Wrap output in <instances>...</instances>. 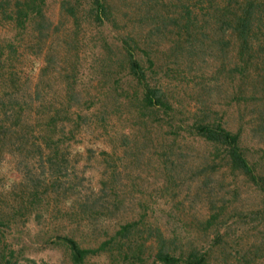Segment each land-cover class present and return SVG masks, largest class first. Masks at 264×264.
Here are the masks:
<instances>
[{
	"label": "rangeland",
	"instance_id": "374dc122",
	"mask_svg": "<svg viewBox=\"0 0 264 264\" xmlns=\"http://www.w3.org/2000/svg\"><path fill=\"white\" fill-rule=\"evenodd\" d=\"M62 1L45 0L50 26L40 38L36 31L15 37L16 30H0L15 47L7 63L16 73L18 93L28 105L43 106L39 115L23 111L18 125L35 128L58 108L57 118L73 129L61 170L68 183L55 193L41 191L47 182L30 171L25 150L12 148L18 138L0 140L3 259L71 264L56 236L95 248L117 223L140 220L144 229L133 243L141 246L139 259L99 251L88 255V264H160L154 259L158 232L175 250L192 244L206 252V264H264V193L219 160L217 150L191 127L195 120L216 118L239 132L243 152L264 179V41L238 56L233 39L220 45L207 29L187 47L188 33L203 22L198 17L195 27L183 29L181 19L168 21L179 18L178 0H106L112 14L101 26L86 20L81 1L66 0L73 17L60 10ZM145 8L152 9L144 13ZM122 37L130 39L147 83L169 103L168 115L159 106H142ZM10 89L0 79V93ZM73 92L81 103L69 99ZM76 112L78 128L71 126ZM22 163L35 178L27 180ZM37 183L40 192L33 197ZM88 186L94 193L84 195ZM116 199L122 200L117 207ZM82 200L101 204L99 212L78 205Z\"/></svg>",
	"mask_w": 264,
	"mask_h": 264
},
{
	"label": "trees",
	"instance_id": "16d2710c",
	"mask_svg": "<svg viewBox=\"0 0 264 264\" xmlns=\"http://www.w3.org/2000/svg\"><path fill=\"white\" fill-rule=\"evenodd\" d=\"M85 4L84 17L86 20H92L97 25H104V21L108 22L111 17V10L106 0H77ZM76 3V2H75ZM177 8V16L179 18L169 16L168 21H181V27L188 29L195 27L198 17H200L203 24L194 28L192 33H188V38L185 39L184 44L190 47L189 42L196 39L200 35H205L206 30L214 32L216 42L223 44V41L233 39L236 44V53L238 56L250 53L252 46L256 43L264 41V0H178L174 4ZM60 10L64 11L66 15L73 17V6L63 0L60 3ZM152 8H145L143 12H149ZM160 23L165 24L162 18ZM208 24L211 26L209 28ZM49 18L45 13V0H0V30L6 27L16 30L15 37L26 32V30L36 31L38 38L42 33L49 31ZM23 31V32H21ZM7 39L0 36V79L3 82L8 81L11 89L8 93H0V140L6 141L7 135L13 136L15 140L19 141L13 145L16 152L22 153L25 150V156H28L30 161V171L37 170L35 177L41 175V183L47 182L43 190L48 191V188L55 193L58 188H66L64 183H68V179L63 180L62 166L66 162L65 156L68 151H64L68 147L67 135H72L73 129L66 128L64 120L57 117L60 109L53 110L47 116L45 122L36 123L37 127H20L18 122L20 115L25 110L33 111V114L39 115L40 107L42 105L27 104L26 99L18 93L20 89L17 87L16 73L12 70L11 64H8L9 52H14V45L11 41L6 42ZM18 42V40H16ZM130 39L121 38V48L123 49L127 71L131 78L138 86V92L141 94L140 100L142 106L149 108L163 109V113L168 115L165 109L170 108L169 103L163 96L159 88L150 86L146 81L145 71L140 64L139 58L131 50L129 45ZM254 43V44H252ZM8 50H7V49ZM69 94V99L76 100L81 103L78 94ZM38 117V116H37ZM81 115L79 112L75 113V120L72 127L78 128L81 126ZM63 122V123H62ZM14 126L19 127V130H14ZM194 133L208 142L219 154V160L227 162L230 168L239 172L243 177L250 180L259 190L264 193V179L254 171L251 163L247 159L245 152L240 145V134L237 131H230L223 127L216 118L212 120H195L191 124ZM26 175L29 170L28 166L23 163ZM217 165V162H216ZM214 165V168L216 167ZM58 169V170H57ZM34 176L27 177V180ZM34 177V178H35ZM38 184L32 185L30 195H38L40 190ZM71 184L68 185V188ZM76 191L80 190L79 180L76 182ZM84 195L94 193L91 186L86 188ZM98 190V188H97ZM44 197V193H40ZM103 194H100L102 197ZM103 200V199H102ZM105 200V199H104ZM106 201V200H105ZM84 200L78 203L83 206ZM122 200L116 199L113 206L121 205ZM89 208L101 207V204L95 203L84 204ZM83 206V207H84ZM97 212V214H98ZM118 222V221H117ZM140 220L125 221L121 224L117 223L118 227L111 233L104 232L101 240L98 241L95 248L82 247L73 237L70 236H56L57 244H61L66 248L69 261L71 264H88V255L95 252H107L115 254L122 259L136 258L139 259L141 246L133 243L137 242L134 235L138 230L142 232L140 226L144 224ZM3 225H5L4 218L0 217V245L2 244ZM139 225V226H138ZM151 228V227H148ZM146 229V228H145ZM147 230V229H146ZM158 232L157 229H154ZM148 233V237L150 236ZM157 239L154 259L160 264H206L207 254L198 250L194 245H188L186 248L175 250V245L172 240L160 238V234H155ZM160 235V236H159ZM145 238V237H144ZM144 240L141 242L143 243ZM3 246H0V264H17L16 260L3 259ZM116 259V257H113ZM121 260V259H120ZM118 261V259H116Z\"/></svg>",
	"mask_w": 264,
	"mask_h": 264
}]
</instances>
